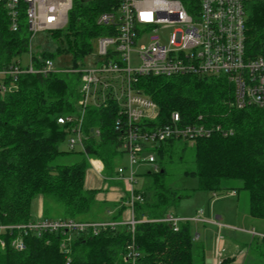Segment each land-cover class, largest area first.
Here are the masks:
<instances>
[{
    "label": "trees",
    "instance_id": "trees-1",
    "mask_svg": "<svg viewBox=\"0 0 264 264\" xmlns=\"http://www.w3.org/2000/svg\"><path fill=\"white\" fill-rule=\"evenodd\" d=\"M115 0L96 3L75 1L65 30L53 35L59 45L57 53L40 52L39 60L55 61L59 55L72 57L73 69L80 68L96 49L97 39L110 34V27L98 25L102 13L110 11ZM252 50L264 56V4L253 10L248 24ZM26 27L12 34L0 30V68L11 65L17 56L29 52ZM81 64V65H80ZM139 87L159 109L156 125H164L172 113L187 123L222 126L233 135L214 134L199 138L190 151V142L169 140L153 145L158 172L149 173L150 184L140 190L145 203L137 204L138 220L157 221L176 209L189 197L174 184L182 176L196 178L197 190L221 196L228 181L240 182L249 196L252 217L264 219V110H236L231 102L230 88L220 77L148 78ZM80 75H23L16 92L0 93V225L26 224L34 221L33 205L43 199L42 219L90 222L87 215L97 203V192L85 187L88 160L104 163L106 174L113 177L116 161L122 151L116 130L118 109L91 108L87 113L85 133L90 139L85 151L64 150L69 133L58 124L60 117L76 113L80 98ZM93 130H99L97 137ZM76 160L67 163V159ZM53 201L58 208L48 214L46 205ZM95 222V221H94ZM14 235L0 234V264H130L125 261L132 234L128 227L101 232L90 231L72 235L69 254L61 245L63 234L46 235L42 239L27 236L26 250L11 247ZM137 264H206L204 244L194 242L191 222H183L175 232L170 224L143 222L136 226ZM197 241V240H196ZM245 264H264V239L256 237L245 247ZM226 259L221 264H231Z\"/></svg>",
    "mask_w": 264,
    "mask_h": 264
},
{
    "label": "built area",
    "instance_id": "built-area-1",
    "mask_svg": "<svg viewBox=\"0 0 264 264\" xmlns=\"http://www.w3.org/2000/svg\"><path fill=\"white\" fill-rule=\"evenodd\" d=\"M77 0H0V30L20 33L23 26L29 37L30 64L23 67L13 61L0 68V93L16 92L23 75L50 74L80 75V98L76 113L58 118L69 133L67 149L85 151L90 139L85 133L88 111L105 109L112 103L117 106L116 130L119 131L120 149L129 158V175L119 168L116 179L124 180L126 191L122 203L131 210L125 222L90 223L62 219H35L26 224L0 225V234L14 235L11 247L19 252L26 250L24 239L35 236L63 234L61 250L69 254L72 235L90 231L93 236L101 232L128 227L132 234L125 261L137 264L139 252L135 246L136 226L143 222L170 224L177 232L183 222L207 223L200 212L192 220L171 214L157 221L138 220L136 205L145 203L143 194L136 190L137 165L147 164L159 171L153 145L169 140L194 143L197 139L214 134L233 135L222 126L206 127L187 123L178 113H172L164 125H156L159 116L157 104L139 87L148 78L220 77L230 88L231 102L236 110L256 108L264 110V56L252 50L249 37V20L253 10L264 0H115L110 11L102 13L97 24L110 27V34L97 39L96 49L89 57L95 60L78 69L60 68L51 59L39 60L34 52V39L39 33L61 32L69 23V15ZM96 3L99 0H79ZM173 28V34L164 40L161 32ZM145 41V42H144ZM132 54L138 65L132 66ZM39 59V58H38ZM96 136L99 130H93ZM98 172L104 170L101 160H88ZM232 192L228 195L234 196ZM214 198L219 197L213 194ZM264 239V235L252 233ZM198 240V236L196 237ZM2 249L6 248L3 241ZM218 258L221 253H217Z\"/></svg>",
    "mask_w": 264,
    "mask_h": 264
},
{
    "label": "crops",
    "instance_id": "crops-1",
    "mask_svg": "<svg viewBox=\"0 0 264 264\" xmlns=\"http://www.w3.org/2000/svg\"><path fill=\"white\" fill-rule=\"evenodd\" d=\"M97 159H93L95 162ZM119 160V162H118ZM89 162V161H88ZM129 165V161L127 162V166ZM117 170L119 168L125 169V176L127 177L129 175V166L122 165V157L118 158L116 161ZM106 169L104 166V170L102 172H98L95 170L92 165L89 162L88 169L86 171V179H85V187L88 190H94L97 192L96 196V202L97 205L100 206V208H107L106 217L107 221L99 220V222L91 221V223H109V222H125L131 218V210L124 206L122 203V200L124 199L125 191H126V183L124 180L116 179V174L113 177H109V175L106 174ZM241 187V186H240ZM234 188L230 187L228 185H223V191L220 193V197L216 200V202L211 207L210 201L213 197V194L210 196H207V212L203 213V217L206 218L207 223H204L206 225H209V228L205 227V241L208 242L209 240H215L217 242L222 243L223 239L227 238L229 242L234 243L236 252H232L226 259H232L233 261L231 264H245L246 260L248 258L247 252L245 247L250 245L254 241V237L252 233H256L259 235H264L260 230L264 229L262 226H257V228L254 227L253 222L248 223V225L245 224L241 227H237V225H234L233 223L228 221V217H230L229 214H234L235 216H240L243 219L251 218L256 220V218L252 217L249 212V196L248 194L241 190V188ZM232 192H235L236 194L234 196L228 195ZM241 202L244 203L246 206V211H241L242 206ZM38 211L37 213H33L35 219H42L43 217V199L39 198L36 200ZM223 206L231 207L226 211V209L221 208ZM34 207V206H33ZM202 206H200L201 208ZM202 209V208H201ZM212 209V210H211ZM34 210V208H33ZM226 211V212H225ZM196 213V212H195ZM101 214V213H100ZM172 215V214H171ZM228 215V217H227ZM174 216V215H173ZM175 217L182 218L188 220L189 218L194 217L188 214H182L181 216L175 215ZM259 220V219H258ZM259 229V230H258ZM246 232V233H243ZM247 234L248 236H243ZM210 235V237H209ZM249 235H252V238H250ZM222 254V252H220ZM217 254V253H216ZM211 254H209V257L206 255V264H221L223 263V260H219L217 255L210 257ZM216 257V258H215ZM222 258V256L220 257ZM217 259V260H216ZM208 260V261H207Z\"/></svg>",
    "mask_w": 264,
    "mask_h": 264
},
{
    "label": "rangeland",
    "instance_id": "rangeland-1",
    "mask_svg": "<svg viewBox=\"0 0 264 264\" xmlns=\"http://www.w3.org/2000/svg\"><path fill=\"white\" fill-rule=\"evenodd\" d=\"M174 29L173 28H169V29H165L161 32V37L166 40L167 38L170 37V35L173 34ZM145 42V41H144ZM34 52L36 53H40V52H47V53H51V54H56L57 53V47L59 45V43L54 40L53 35L51 33H39L35 39H34ZM20 61L21 65L23 67H27L30 64V58H29V53H24L21 56H17L14 59L15 61ZM95 60V57H88L86 58V60L84 61V64L89 65L91 64L93 61ZM55 64L56 66L60 67V68H71L72 67V57L69 55H59L56 57L55 59ZM81 65V64H80ZM138 65V57L136 54H132V66H137ZM195 147V144H190L189 148L190 151H193V148ZM64 150H67V145L64 147ZM79 152V151H77ZM122 157V165L127 166V162L129 161L128 156L122 152L121 156ZM76 160V156H72L70 158L67 159V163L73 162ZM119 162V160H118ZM129 166V165H128ZM127 166V167H128ZM135 168V171L137 172V185H136V190H140L143 189L145 187H147L150 184V176H148L149 173L154 172L153 168L147 164H142V165H137ZM225 185H228L230 187H234V188H239L240 186H242V184L240 182H236V181H228L225 182ZM174 186L180 190L183 194H185L186 192L189 191L190 195L189 197L184 198L183 200H181L176 209H173L172 211H170V214L172 215H177V216H181L183 213L184 214H188L194 217L189 218L188 220H192L193 218H195L200 212H207V196H210L209 192L206 191H201V190H197L198 187V180L196 178H186V177H182L180 176L177 179V182L174 184ZM212 195V194H211ZM218 198L214 196L212 197L210 204L211 207L213 206V204L216 202ZM34 210L33 213H37L38 211V206L36 201L34 202ZM200 206H202L200 208ZM241 206L242 209L241 211H246V206L244 205V203L241 202ZM46 209H48V214L51 215V217H54L55 219V213L52 215V211L54 209H57L58 206L56 203H54L53 201L48 202L47 205L45 206ZM100 206L97 205V203L93 206L92 211L90 212L89 215H87V219L92 220V221H96L99 222V220L102 221H107L106 214L107 213V208H100ZM221 208L226 209V211L228 209H230L231 207H227V206H223ZM42 210L44 211V206L42 207ZM212 210V209H211ZM55 211V210H54ZM225 211V212H226ZM196 212V213H195ZM101 213V214H100ZM230 217H228V221L233 223L234 225H237V227H241L245 224L248 225V223L253 222L254 227L257 228V226H262L264 228V219L262 220H254L251 218H242V217H238L235 216L234 214H229ZM206 220V218H204ZM186 220V219H184ZM205 227L209 228V225L203 224V223H198L195 224L194 222H191V228H192V234H193V239L194 242H198L201 244H204L205 247V257L206 255L209 257L215 256L217 255L216 253L218 252H222V258L219 257V260H223L226 259L227 257H231L229 256L232 252H236L234 243L229 242L228 239L222 237V240H224L222 243L215 240H209L208 242L205 241V237L207 236L205 233ZM259 230V229H258ZM262 233H264V229L260 230ZM246 233V232H243ZM198 236V240L196 241V237ZM243 236H248L247 234L243 235ZM250 238H252V235H249ZM210 237V235H209ZM218 257V256H217ZM216 258V257H215ZM217 260V259H216ZM208 261V260H207Z\"/></svg>",
    "mask_w": 264,
    "mask_h": 264
}]
</instances>
